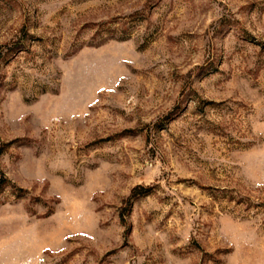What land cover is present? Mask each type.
Returning <instances> with one entry per match:
<instances>
[{
    "label": "rangeland",
    "instance_id": "1",
    "mask_svg": "<svg viewBox=\"0 0 264 264\" xmlns=\"http://www.w3.org/2000/svg\"><path fill=\"white\" fill-rule=\"evenodd\" d=\"M0 173V264H264V0H0Z\"/></svg>",
    "mask_w": 264,
    "mask_h": 264
},
{
    "label": "trees",
    "instance_id": "2",
    "mask_svg": "<svg viewBox=\"0 0 264 264\" xmlns=\"http://www.w3.org/2000/svg\"><path fill=\"white\" fill-rule=\"evenodd\" d=\"M0 176H1L0 186H2L6 182V179H5V177H4V175L2 173H0ZM140 195H141V193H140ZM146 195H147V193L146 194L144 193L143 196H146Z\"/></svg>",
    "mask_w": 264,
    "mask_h": 264
}]
</instances>
